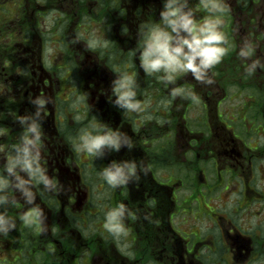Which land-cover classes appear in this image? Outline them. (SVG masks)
<instances>
[{
  "label": "flooded vegetation",
  "instance_id": "obj_1",
  "mask_svg": "<svg viewBox=\"0 0 264 264\" xmlns=\"http://www.w3.org/2000/svg\"><path fill=\"white\" fill-rule=\"evenodd\" d=\"M225 2L230 11L214 15L228 52L212 82L188 73L165 86L132 54L162 0H0V174L10 180L0 264H264V0ZM189 7L197 21L213 15L201 0ZM93 33L108 46L89 50ZM248 43L254 52L241 57ZM125 71L143 112L115 104L112 81ZM175 87L185 92L172 97ZM38 95L46 104L36 116ZM17 116L41 126L40 162L57 182L26 184L31 203L2 171L23 131ZM99 124L121 134L119 150L77 152L81 130ZM126 161L135 175L107 185L103 169ZM121 203L126 237L103 228ZM33 207L40 223L25 225Z\"/></svg>",
  "mask_w": 264,
  "mask_h": 264
},
{
  "label": "clouds",
  "instance_id": "obj_2",
  "mask_svg": "<svg viewBox=\"0 0 264 264\" xmlns=\"http://www.w3.org/2000/svg\"><path fill=\"white\" fill-rule=\"evenodd\" d=\"M201 4L213 15L204 17L197 21L192 8L189 7V0H162V8L159 11L158 22L145 26L142 31V44L140 47L132 49V54L139 52V67L144 73L156 75V79L165 82V86L174 83L181 74L190 73L192 77L201 82L211 83L207 79V73L215 65L219 64L227 54V37L222 30L223 20L215 13H227L230 11L225 0H201ZM187 9V10H185ZM51 23V17L48 18ZM92 38L87 41L89 50L106 48L109 41L103 37L92 34ZM50 51V49H49ZM254 52L251 43L241 48V57H250ZM258 60L253 61L249 72L255 68ZM135 75L128 72H120L116 80L112 81L111 92L116 97L115 104L127 110V112H143L142 102L135 99L137 92ZM185 92L184 87H175L171 90V96L175 97ZM194 100L198 97L195 93H190ZM80 101H86L87 96H80ZM37 106L36 116L40 115V110L45 108L46 101L38 95L32 101ZM151 119V117H148ZM17 120L22 126L20 142L12 144L15 155L6 156V164L2 171L15 178V187L20 189L29 203L32 202L33 194L25 185L29 183H42L46 187L51 185L56 187V180H49L45 175V167L41 165L40 149L41 126L27 116H17ZM93 131L82 129L74 148L77 152L87 153L94 157L100 154L102 148H110L118 151L121 146V134L118 131L106 129L105 125H93ZM128 147H132V142L126 141ZM136 163L126 161L122 164L113 163L111 167L104 168L101 176L107 185L115 188L124 186L130 177L136 173ZM27 173L29 180L20 177L16 169ZM10 180L7 176L0 174V193L9 188ZM6 196L0 195V203L5 202ZM125 212V205L118 204L105 213L103 228L116 237L121 235L126 237L129 229L122 222ZM129 216L134 214L129 212ZM41 211L38 207H33L26 211L20 219L25 225L31 226L40 223ZM7 223L5 217L0 215V229ZM123 252L124 250L121 249ZM130 255V253H127Z\"/></svg>",
  "mask_w": 264,
  "mask_h": 264
}]
</instances>
